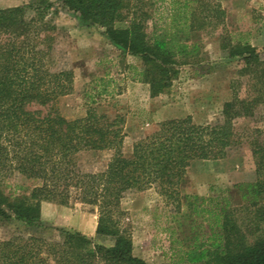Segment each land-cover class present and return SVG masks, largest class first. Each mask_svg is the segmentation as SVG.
Listing matches in <instances>:
<instances>
[{
  "label": "trees",
  "instance_id": "1",
  "mask_svg": "<svg viewBox=\"0 0 264 264\" xmlns=\"http://www.w3.org/2000/svg\"><path fill=\"white\" fill-rule=\"evenodd\" d=\"M163 3L27 0L0 9V222L35 227L40 225L42 202L79 204L96 211V236L113 240L105 247L64 229H50L48 236L19 232L0 240V264H146L133 256L131 237L121 228L125 195L153 188L179 215L180 188L190 165L225 159L243 141L257 176L255 183L240 187L245 189L247 209H252L251 228L242 231L237 226L228 204L193 206L197 215H207L208 231L200 237L193 226L182 223L190 243L171 250L186 264H264V144L235 130L238 119L253 116L255 103L233 93L215 124L197 125L190 117L161 122L156 133L133 146L130 157L122 154L124 135L117 117L110 120L90 109L83 118L69 121L56 109L58 99L72 93L74 76L70 70H52V11L61 9L81 26L100 29L123 56L139 57L143 68L135 72L136 80L149 85L154 96L169 88L178 74L176 66L199 55L192 42L195 34L223 24L225 16L216 2ZM117 24L128 26L116 28ZM229 52L241 58L243 67L258 60L248 43ZM88 151L113 155L104 170L87 173L77 158ZM2 189H9L8 194ZM174 243L179 241L172 238Z\"/></svg>",
  "mask_w": 264,
  "mask_h": 264
},
{
  "label": "rangeland",
  "instance_id": "2",
  "mask_svg": "<svg viewBox=\"0 0 264 264\" xmlns=\"http://www.w3.org/2000/svg\"><path fill=\"white\" fill-rule=\"evenodd\" d=\"M204 1L220 4L225 12L223 24L205 27L195 34L192 42L198 47L199 55L188 64L176 66L178 74L169 88L154 96L150 95L149 85L136 80L135 72L143 68L139 57L123 56L102 36L100 29L81 26L61 9L52 11L48 16L55 26V31L50 33L52 70H70L74 76L72 93L56 103L59 114L72 121L93 109L110 120L117 117L122 121L124 135L122 154L130 157L133 146L156 133L161 122L186 117L197 125L220 121L224 104L236 93L240 100L256 106L251 118L235 122L236 133L254 135L264 144V0ZM26 2L0 0V9ZM166 3L169 0H164L163 6ZM127 26L117 24L116 28ZM150 31L148 22L147 32ZM239 43H248L255 49L257 62L243 67L241 58L231 55L229 51L235 50ZM38 110L46 112L43 108ZM112 155L113 151H88L79 154L77 160L83 172L97 173L104 170ZM256 180L251 152L243 141L225 159L196 161L190 165L180 188L179 215L175 213V205L161 198L153 188L126 194L120 204L123 213L120 222L131 237L133 256L146 264H186L171 250L190 243V235L181 224L193 226L200 237L208 231L207 215H197L193 206L209 209L215 204H228L237 226L242 231L247 226L251 228L252 209H247L242 199L245 189L240 187ZM2 191L7 195L9 189ZM96 226V211L88 206L42 202L39 226L25 227L14 220L0 222V240L19 232L48 236L50 229H64L111 247V238L96 236ZM172 238L179 244L171 245Z\"/></svg>",
  "mask_w": 264,
  "mask_h": 264
}]
</instances>
